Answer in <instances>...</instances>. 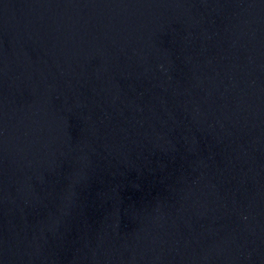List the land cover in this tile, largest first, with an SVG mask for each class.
Here are the masks:
<instances>
[{
  "label": "water",
  "instance_id": "1",
  "mask_svg": "<svg viewBox=\"0 0 264 264\" xmlns=\"http://www.w3.org/2000/svg\"><path fill=\"white\" fill-rule=\"evenodd\" d=\"M0 264H264V0H0Z\"/></svg>",
  "mask_w": 264,
  "mask_h": 264
}]
</instances>
